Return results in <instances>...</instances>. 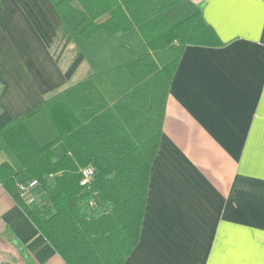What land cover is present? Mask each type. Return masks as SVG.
Masks as SVG:
<instances>
[{
	"label": "crops",
	"instance_id": "obj_1",
	"mask_svg": "<svg viewBox=\"0 0 264 264\" xmlns=\"http://www.w3.org/2000/svg\"><path fill=\"white\" fill-rule=\"evenodd\" d=\"M189 1L221 45L182 51L138 242L123 264H264V0ZM109 17L99 14L96 23ZM61 26L51 0H0V128L92 77ZM127 33L142 50L138 32ZM118 61L107 56L95 66ZM44 197L36 187L28 205ZM0 264H65L1 186Z\"/></svg>",
	"mask_w": 264,
	"mask_h": 264
},
{
	"label": "trees",
	"instance_id": "obj_2",
	"mask_svg": "<svg viewBox=\"0 0 264 264\" xmlns=\"http://www.w3.org/2000/svg\"><path fill=\"white\" fill-rule=\"evenodd\" d=\"M51 1L61 32L93 75L0 128V186L65 264H123L138 242L168 87L182 51L221 43L189 0ZM105 12L109 19L97 24ZM128 28L138 32L142 50L130 46ZM97 44L114 48L99 52ZM107 56L119 61L95 66ZM104 76L110 80L101 83ZM85 167L94 175L82 185ZM21 174L45 195L33 207L18 192Z\"/></svg>",
	"mask_w": 264,
	"mask_h": 264
},
{
	"label": "built area",
	"instance_id": "obj_3",
	"mask_svg": "<svg viewBox=\"0 0 264 264\" xmlns=\"http://www.w3.org/2000/svg\"><path fill=\"white\" fill-rule=\"evenodd\" d=\"M80 175L82 176L81 184L84 185L89 182V180L94 175V169L92 167H85L80 170ZM38 187L36 181H25V182H18L17 189L21 196V198L29 204L31 201V194L32 190Z\"/></svg>",
	"mask_w": 264,
	"mask_h": 264
}]
</instances>
